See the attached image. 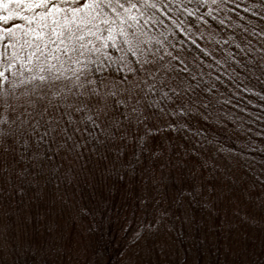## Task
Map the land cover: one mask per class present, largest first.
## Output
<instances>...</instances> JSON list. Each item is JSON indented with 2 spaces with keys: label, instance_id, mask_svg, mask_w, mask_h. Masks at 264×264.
Returning a JSON list of instances; mask_svg holds the SVG:
<instances>
[{
  "label": "snow or ice",
  "instance_id": "6c2138e0",
  "mask_svg": "<svg viewBox=\"0 0 264 264\" xmlns=\"http://www.w3.org/2000/svg\"><path fill=\"white\" fill-rule=\"evenodd\" d=\"M236 110L259 128L226 144L218 132L241 119ZM257 166L264 172V0H0V264H17L15 230L36 212L76 249L58 223L72 215L65 185L131 183L134 212L153 209L139 243L170 212V185L158 200L165 178L173 203L198 198L227 218L252 195L236 174ZM233 264L257 262L245 251Z\"/></svg>",
  "mask_w": 264,
  "mask_h": 264
},
{
  "label": "trees",
  "instance_id": "16d2710c",
  "mask_svg": "<svg viewBox=\"0 0 264 264\" xmlns=\"http://www.w3.org/2000/svg\"><path fill=\"white\" fill-rule=\"evenodd\" d=\"M247 95V94H246ZM231 106L225 109L230 110ZM254 117L257 110L249 106ZM232 115L240 116L235 123H228L224 132L217 128L208 129L211 136L218 132V138L226 144L239 145L248 139L247 127L253 130L259 124L251 123L248 113L233 111ZM245 122L241 138L237 139L233 129ZM239 132V129H238ZM256 147H261L260 138H256ZM249 158L260 161L261 154L253 152ZM252 194L250 198L242 197L238 203L219 211L211 205L197 202L198 198L190 197L191 207L187 201L177 199L172 202L170 197L176 195V185L168 179V185L173 188L168 191L169 199L163 206L170 205V212L165 217L159 233L136 243L133 234L138 230L141 220L145 224L152 219L153 209L130 221L131 214L121 217L126 209L121 206L108 207L104 202L95 204L90 201L89 191L82 192L78 184L71 187L65 185L61 195L66 197V203L72 210V215L58 221L59 227L66 237L69 228L72 229L74 240L77 242L75 250L62 247L61 233L50 232L44 222L42 213L36 212L26 218V228L16 231L18 242L23 244L20 254L14 257L17 264H23L28 257L35 258V264H44L45 259L55 264H129V257L135 264H233L243 258L245 251L251 253L257 264H264L261 253L264 252V172L257 166L254 172L245 174L243 170L236 174ZM163 180V181H164ZM170 182V183H169ZM127 181L117 183V189ZM187 195V192H184ZM159 200H164L163 196ZM125 205V203H122ZM77 209H84L77 213ZM27 213V208H25ZM133 212V211H132ZM134 214V213H133ZM248 219H243L245 215ZM74 220V227H73ZM130 223L125 229V224ZM238 241L230 250V244ZM28 264H33L28 260Z\"/></svg>",
  "mask_w": 264,
  "mask_h": 264
},
{
  "label": "rangeland",
  "instance_id": "374dc122",
  "mask_svg": "<svg viewBox=\"0 0 264 264\" xmlns=\"http://www.w3.org/2000/svg\"><path fill=\"white\" fill-rule=\"evenodd\" d=\"M115 184L117 185V183L110 184L107 188L100 190L99 188L93 187L91 183H87L83 179H81L80 183L78 184V187L82 190L83 193L85 191L86 192L89 191L88 194L90 197V201H93L95 204L104 202V205L108 207L123 206L126 209V211L121 213V217L123 218L124 215H127L128 217L131 214L130 221H132L131 220L132 218V219H136L135 222H139L140 215H143L144 212L142 210H136L134 212L133 204L137 194L133 192L132 184H125V187L123 186L121 188V191L119 190V188L117 189L118 186H116ZM164 185H168V181L164 180L162 182V185L159 190L161 195L158 196V200L160 197L163 196L162 194L165 192ZM172 190H173L172 187H169L167 189V191H172ZM122 203H125V205H122ZM129 224L130 223L125 224V229L128 228L127 226Z\"/></svg>",
  "mask_w": 264,
  "mask_h": 264
}]
</instances>
